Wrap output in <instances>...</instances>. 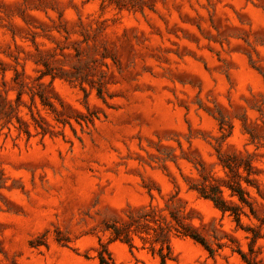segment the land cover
Returning <instances> with one entry per match:
<instances>
[{
    "label": "rangeland",
    "instance_id": "1",
    "mask_svg": "<svg viewBox=\"0 0 264 264\" xmlns=\"http://www.w3.org/2000/svg\"><path fill=\"white\" fill-rule=\"evenodd\" d=\"M234 160L242 226L189 189L239 202ZM171 211L214 251L173 230L166 264H264V0H0V264H162L107 225Z\"/></svg>",
    "mask_w": 264,
    "mask_h": 264
},
{
    "label": "trees",
    "instance_id": "2",
    "mask_svg": "<svg viewBox=\"0 0 264 264\" xmlns=\"http://www.w3.org/2000/svg\"><path fill=\"white\" fill-rule=\"evenodd\" d=\"M48 74H51L49 70L41 72V76ZM52 78H54V75H52ZM25 131L29 133L27 129ZM46 132L47 130L43 128V133ZM223 167L228 169L229 175V180L225 181L223 185L230 189L231 196H236L239 202L229 201L224 198L221 185L208 182L207 178H204L200 185H191L189 189L195 190L200 197L211 200L223 214L229 213L233 216L237 225L242 226V214H247L245 206H248L250 211L258 217L254 210L253 203L250 200L251 195L249 191L243 187L241 180L244 179L250 185H255L257 191L260 193L259 187L255 179L244 177L240 171V169L243 168L250 174L253 172L254 165L247 160H244V163L240 160H234L233 162L224 161ZM171 217V220L167 221V219L161 215L144 214L139 218L132 219L126 224H119L113 221L107 225V230L110 232L109 242L119 240L126 243L132 249L135 246L133 242L135 235L143 241L149 239L151 240L150 249L152 252L159 255L162 264H166L167 259L171 257L172 248L170 234L174 230L175 234L191 237L207 247L210 253H213L214 250L209 248L205 238L193 224L183 221L175 211H171ZM261 221H264V219H261ZM248 229L252 231L251 243H253L260 234L252 228ZM149 236L151 237L149 238ZM156 244L158 245L157 247ZM239 253L247 264H252V261L245 252L239 250ZM97 258L99 264H117L107 243L100 242V246L97 250Z\"/></svg>",
    "mask_w": 264,
    "mask_h": 264
}]
</instances>
